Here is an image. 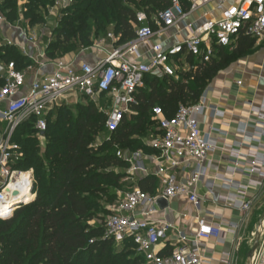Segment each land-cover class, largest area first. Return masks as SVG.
<instances>
[{
  "label": "built area",
  "instance_id": "obj_1",
  "mask_svg": "<svg viewBox=\"0 0 264 264\" xmlns=\"http://www.w3.org/2000/svg\"><path fill=\"white\" fill-rule=\"evenodd\" d=\"M171 8L157 13L149 19L145 14L136 16L137 27L134 38L124 44H118L119 36L106 34L97 44L109 42L103 58L95 64L81 62L76 66L62 60L46 61L41 67H52V71L33 80L27 90L21 94L25 85L23 73L15 70L13 63L5 69L0 68V121L5 124L0 136V220L12 217L20 206H26L35 198L33 170L21 171L13 168L18 157L14 155L16 146L12 138L17 127L24 121L34 118V129L40 139H45L47 115L63 102L78 98L89 100L99 113L105 116V128L108 132L116 131L125 115L131 114L130 107L136 104V95L143 87L147 75L178 79L181 72H193L195 67L186 63L187 56L198 60L201 65L209 63L215 57V48L231 52L240 36H248L256 41L264 40V0H238L224 8L219 17L193 25L190 37L180 44L166 47L152 40L175 27L189 15L219 0H185L186 9L179 0H170ZM5 20L1 15L0 25ZM146 47L141 53L139 48ZM3 70V71H2ZM3 73V74H2ZM103 101L102 106L99 102ZM1 106L3 109H1ZM203 110V102L194 105H179L175 115L165 118L160 108L152 109V119L160 131L148 142L154 156L141 152H117L119 160L129 165L130 175H147L144 162L150 160L156 166L154 177L163 185V190L156 196H150L134 189L124 195L116 206L109 209L105 222V235L116 243L129 240L138 256L145 264H211L201 251V246L210 240H219L221 228L209 222L207 217L196 219V231L188 237L177 232L175 244L177 250L162 256L155 253V247L163 243L172 227L167 223L149 222L150 215L157 209V201L166 202L182 198L197 206V184L208 177L207 162L215 153L217 146L199 128L198 116ZM264 118V117H263ZM257 141L264 137V124L256 135ZM260 148L251 150L247 155L248 176L264 179V153ZM238 156L237 151H231ZM190 170V176L181 180L177 170ZM231 187L232 183H228ZM261 183L254 182L253 186ZM25 192L30 199L21 196L13 198L14 193ZM30 200V201H27ZM241 213H248L251 201H236L231 196L224 199ZM236 227L226 232L235 235ZM236 248L240 242L234 241ZM264 247L262 248V250ZM256 249L251 257L255 264Z\"/></svg>",
  "mask_w": 264,
  "mask_h": 264
},
{
  "label": "trees",
  "instance_id": "obj_2",
  "mask_svg": "<svg viewBox=\"0 0 264 264\" xmlns=\"http://www.w3.org/2000/svg\"><path fill=\"white\" fill-rule=\"evenodd\" d=\"M21 1L22 14L35 24L42 22L40 11L54 0ZM94 2L80 0L71 9L79 17L63 16L45 51L49 60L92 46L89 37L92 30L97 35H105L110 28L119 36L118 44L129 42L134 38L137 14H145L149 19L172 6L170 0ZM179 2L187 8L185 0ZM1 11L8 20L14 21L16 0H3ZM83 14L87 17L83 18ZM87 20L94 23V28ZM74 24H77L75 28ZM254 42L248 36H240L231 52L215 48V57L203 65L187 56L186 63L195 69L179 73L177 80L145 76L143 87L136 95V104L130 107L131 114L124 116L114 132L106 130L105 116L89 100L79 102L74 111L61 106L49 113L43 150L33 137L36 133L34 118L20 124L12 142L16 144L15 152L22 157L14 161L13 168L33 170L35 198L32 203L17 208L12 217L0 220V264H145L131 249L117 250L113 241L106 237L104 225H88L93 219L102 223L103 218L94 210L101 209L102 200L115 202L114 192L127 187L122 182L125 173L118 170L126 171L128 165L116 154L125 148L132 152L139 147L143 152H151L148 145L142 146L136 137L145 132L150 141L160 134L152 119V109L158 107L165 118H171L179 105L196 104L217 73L251 51ZM11 62L17 71L26 65L13 49L0 46V63ZM2 84L0 79V86ZM98 136L103 138L95 145ZM136 187L153 195L156 180L153 177L140 179ZM124 242L134 247L129 240Z\"/></svg>",
  "mask_w": 264,
  "mask_h": 264
},
{
  "label": "crops",
  "instance_id": "obj_3",
  "mask_svg": "<svg viewBox=\"0 0 264 264\" xmlns=\"http://www.w3.org/2000/svg\"><path fill=\"white\" fill-rule=\"evenodd\" d=\"M237 1L219 0L206 5L175 27L156 36L152 42L162 43L166 47L180 44L190 37L189 27L218 18L224 8ZM2 3L3 0H0L1 8ZM16 3L17 16L14 21L8 20L1 11L5 22L0 25V46L13 49L26 63L18 69L25 76L22 94L33 80L52 71L50 65L46 68L41 67V64L46 61L39 57L42 54L45 55L48 45L53 41V34L45 30L43 21L40 24L30 23L29 19L21 12L22 1L16 0ZM54 9L53 11H56ZM109 33L114 35L112 29L107 30L106 34ZM254 41L251 51L236 58L217 73L199 99L203 102V110L197 117L199 128L204 136H208L215 142L217 150L208 159V177L197 184L199 197L197 206L185 199L178 198L168 201L165 209H160L157 206V209L150 215L149 222H164L172 227L167 233L166 240L155 247L156 254L169 255L177 250L179 247L175 244L177 232L192 238L196 231V219L205 216L209 222L218 224L222 231L218 241L210 240L201 246V251L205 253V257L211 264H242L243 261L244 264H251L247 257L257 237L258 244L254 263L264 264V249L262 250L264 247V179L248 176L245 173V169L249 167L247 164L249 152L258 147L260 148L258 152L264 153V137L258 142L256 136L264 124V40ZM108 44L107 41L99 47L97 44H92L90 47L79 48L74 52L60 56L56 60H62L74 66L81 62L95 64L104 57ZM139 51L145 52L146 47L141 46ZM46 59L48 58L46 57ZM7 65L0 63V68L5 69ZM85 101L82 98L69 99L51 112L53 113L61 106L74 109L79 102ZM99 103L104 105L103 101ZM97 106L96 103L95 107L98 108ZM1 109H3L2 106ZM4 128L5 124L0 121V136ZM35 135L37 138V131ZM12 144L16 145L13 142ZM44 146L45 139L39 138L41 150ZM120 151H127V149L118 152ZM231 151H237L238 156L233 155ZM137 152L147 156L155 155L154 151ZM15 154L18 153L14 152ZM143 164L148 171L147 175H130L127 164L126 171L130 176L129 179L135 177L134 183H130L131 190L138 189L136 183L140 179L153 177L156 180V190L150 196H156L163 190L160 180L154 177L156 166L150 160ZM176 174L181 180H186L190 176V170H177ZM229 182L233 184L232 187L228 184ZM254 182L261 183V185L253 186ZM126 193L122 194L121 200ZM228 196L236 201H251V209L248 213H241L224 200ZM232 227H236L234 236L226 232ZM234 241L240 242L238 248L235 247Z\"/></svg>",
  "mask_w": 264,
  "mask_h": 264
},
{
  "label": "rangeland",
  "instance_id": "obj_4",
  "mask_svg": "<svg viewBox=\"0 0 264 264\" xmlns=\"http://www.w3.org/2000/svg\"><path fill=\"white\" fill-rule=\"evenodd\" d=\"M78 1H80V0H54L53 1V4H50V5H48L44 10H42V11H40V15H41V18H42V21L44 22V24H43V26H44V28H45V30H48V32H50L51 34H53V32H54V30L59 26V22H60V20H62V18H63V16L64 17H66V16H69L70 15V17H79L80 15H78V14H76V12H73L71 9H72V7L76 4V2H78ZM22 3H23V1H22ZM94 3H96V0H95V2ZM124 4L125 5H128L127 3H125L124 2ZM134 7V6H133ZM53 8H55L56 9V11H53ZM135 8V7H134ZM54 9V10H55ZM52 12H53V14H52ZM49 13H51V14H49ZM78 15V16H77ZM83 16V18L84 17H87V15H85V14H83L82 15ZM152 18V17H151ZM87 23L88 24H90L91 25V27L92 28H94V23L93 22H91L90 20H87ZM40 24V23H39ZM76 25L77 24H74L73 25V28H75L76 27ZM110 29V28H109ZM104 36V34H96V31H94V30H92L91 31V34L89 35V37H90V41L92 42V44H98L99 42H100V40H103L104 38H102ZM54 39V36H52V40ZM1 44V43H0ZM72 102H70V104H71ZM72 105V104H71ZM71 110L72 111H74L75 109H72L71 108ZM129 114H127V116H128ZM143 129L144 128H141V130L140 131H143ZM147 129L148 130H150L151 129V127H147ZM33 137H36V135H34ZM102 138H103V136L101 137H99L98 136V138L95 140V145H98V144H100V142L102 141ZM136 139H138V141L140 142V144L143 146H145V145H147V143H148V136H147V134L145 133V132H142V133H138V136L136 137ZM36 143L37 144H39V138L37 137L36 138ZM123 150H126V148L125 149H123ZM128 151V150H127ZM137 151H142L143 152V150L142 149H140V147L137 149V150H134V151H128L129 153H134V152H137ZM17 157H22V155H20L19 153L18 154H15ZM40 155L42 156V152H40ZM119 172H123V173H125V178L123 179L125 182L124 183H126V186L127 187H125V188H120V189H118V190H116L114 193H115V195H116V201L115 202H113V203H109V202H106L105 200H102L101 202H100V208L101 209H99V210H101V211H99V210H94L97 214H99V216L100 217H102L103 218V221H102V223H100L99 221H97L96 219H93V220H91V221H89L88 222V225L89 226H92V227H94V226H99V225H104L105 226V222H106V219H107V217H108V215H109V209L110 208H113L114 206H116V204H117V202L118 201H120L121 200V196H122V194L123 193H126L128 190H131V188L130 187H128L129 185H130V183H134L133 181H135V177H133L132 179H134V180H132V179H129L130 178V176L127 174V171H122V170H118ZM122 180V181H123ZM102 211H105V212H108V213H104V212H102ZM113 243H114V245H115V247L117 248V250H121V249H123V248H127V249H131L132 251H133V254H135V255H137V253H136V250H135V248L134 247H132L130 244H128V243H126V242H124L123 241V244L122 243H116V242H114L113 241ZM126 245V246H125ZM125 246V247H124ZM242 264H244V261H243V263Z\"/></svg>",
  "mask_w": 264,
  "mask_h": 264
},
{
  "label": "water",
  "instance_id": "obj_5",
  "mask_svg": "<svg viewBox=\"0 0 264 264\" xmlns=\"http://www.w3.org/2000/svg\"><path fill=\"white\" fill-rule=\"evenodd\" d=\"M16 197H18V193H14L13 194V198H16ZM157 206L160 208V209H165V208H167V202L165 201V200H163V199H159L158 201H157ZM257 244H258V237L256 238V240H255V242H254V245H253V247H252V249L250 250V252H249V254H248V262H250L251 263V257H252V255H253V252H254V250L256 249V247H257Z\"/></svg>",
  "mask_w": 264,
  "mask_h": 264
},
{
  "label": "bare ground",
  "instance_id": "obj_6",
  "mask_svg": "<svg viewBox=\"0 0 264 264\" xmlns=\"http://www.w3.org/2000/svg\"><path fill=\"white\" fill-rule=\"evenodd\" d=\"M21 196V198L24 200V199H30V196L27 195L25 192L21 193L18 195V197ZM17 198V197H16ZM27 201H30V200H27Z\"/></svg>",
  "mask_w": 264,
  "mask_h": 264
}]
</instances>
